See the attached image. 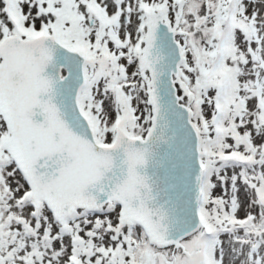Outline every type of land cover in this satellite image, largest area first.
I'll return each mask as SVG.
<instances>
[{
    "label": "snow or ice",
    "instance_id": "6c2138e0",
    "mask_svg": "<svg viewBox=\"0 0 264 264\" xmlns=\"http://www.w3.org/2000/svg\"><path fill=\"white\" fill-rule=\"evenodd\" d=\"M0 264H264V0H0Z\"/></svg>",
    "mask_w": 264,
    "mask_h": 264
}]
</instances>
